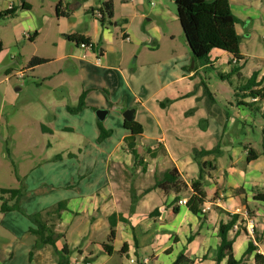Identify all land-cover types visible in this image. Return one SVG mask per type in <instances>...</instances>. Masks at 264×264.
Wrapping results in <instances>:
<instances>
[{
	"label": "crops",
	"instance_id": "obj_1",
	"mask_svg": "<svg viewBox=\"0 0 264 264\" xmlns=\"http://www.w3.org/2000/svg\"><path fill=\"white\" fill-rule=\"evenodd\" d=\"M8 1L14 5L13 0ZM229 1L238 5L234 14L244 21L242 25L246 23L245 20H249L247 24L252 23L258 12L264 13V0ZM138 5L143 8L141 3ZM72 7L73 11L62 16L66 21H62V52L58 59H66L68 63L79 66L74 70L75 73L80 72L82 80L76 101L84 93L85 107L71 113L67 109L69 105L63 100L55 102L59 113L69 119V124L57 123L56 129L64 133L77 132L89 140L91 137V146L96 153L84 169L63 175L66 180L58 185L65 192L59 196L45 195L33 203L26 190L21 207L27 214L42 211L59 200L67 201V210L61 213L55 224L54 230L58 236L54 249L48 244L33 248L36 236L29 231L31 223L20 211L0 212V264H57L59 252L64 246L69 264H123L122 259H112L114 252L119 251L122 245H125L123 257L128 264L130 259H134V264H172L180 252L194 258L199 264H215L219 223L229 220L228 213L238 212L243 217L246 211L254 220L253 234L241 228L238 231L230 229L229 237L233 239L234 258L241 260V264H255L256 251L264 256V202L254 197L264 193V140L260 152L234 140L235 134L229 124L238 122L236 130L242 131L244 106L236 105L234 115H229L227 111L220 113L217 124V118L211 117L212 110L208 114L206 109H199V103L190 101L192 95H189L191 87L195 85V75L203 67L218 68L221 65L224 70L228 68L230 71L228 55L214 50L209 55V63H203L187 51L177 59L171 57L162 63L145 61L144 58L148 59V56L145 57L144 52L138 49L133 66L122 69L125 53L123 50L114 52L108 46L111 33L96 19L81 21L82 11L76 9L77 5ZM77 13L80 14L73 21V15ZM132 22L127 19L115 21L114 25L120 24L121 38L156 48L159 30L136 33L131 28ZM236 30L242 34L237 27ZM65 35L89 39L93 50L81 48L82 57L77 58L72 46L80 47ZM245 35L250 34L245 32ZM147 39L151 44H146L149 43ZM95 51L100 52L98 61ZM141 57L144 58L140 60ZM253 71H258L257 79L264 81V67L256 65ZM165 99L172 102L161 106L160 101ZM261 105L264 108V104ZM123 106L134 109L133 118L142 126L136 144L139 155L136 160L124 145V138L129 132L123 127ZM89 107H95L94 111L97 108L107 110L101 122L110 133L102 140L98 139L97 117L89 112ZM171 113L176 114L177 119H173ZM199 119L207 120L203 122L204 128L198 129L196 123ZM261 128L264 134V124ZM197 135L203 139L201 145L190 141L194 138L199 140ZM217 145L220 153L229 156V161L219 164L214 154L201 158V161H210L213 165V168L207 167L201 187L205 199L201 209L204 206L209 209L194 215L185 204H178L174 199L178 195L179 200L187 201L191 195L190 184L198 176V165L192 159L191 151L194 148L212 149ZM250 149L254 150L256 156L247 161ZM242 153L245 156L243 167L237 164ZM59 154L56 160L62 161L63 153ZM172 166L177 168L186 188L178 193H164L153 187L154 176ZM34 176L38 178L37 174ZM44 179L41 172L40 183ZM74 179L77 188L68 191ZM145 189H148L147 192H144ZM233 189L240 190L234 192ZM132 196L136 197L133 206ZM155 210L159 214L150 215ZM112 213L122 215L126 222H116L113 252L107 254L102 243L109 234L108 217ZM242 223L244 225L245 221L242 220ZM249 240L256 250L245 255ZM220 264H227L226 259Z\"/></svg>",
	"mask_w": 264,
	"mask_h": 264
},
{
	"label": "rangeland",
	"instance_id": "obj_2",
	"mask_svg": "<svg viewBox=\"0 0 264 264\" xmlns=\"http://www.w3.org/2000/svg\"><path fill=\"white\" fill-rule=\"evenodd\" d=\"M25 1L31 6L29 11L17 9L13 16L0 19V39L3 43L0 52V189L18 188L23 184L22 187L28 191V196H31V201L35 203L39 197L59 196L61 192H65L64 188L58 185L66 180L64 176H68L67 174L71 172L76 173L82 170L81 168L84 169L96 153L91 146V137L89 140L88 137L80 136L77 132L64 133L56 129L57 123L69 124V119L59 113L55 102L63 100L68 105L75 106L82 80L80 72L74 71L76 64L68 63L66 59H58L62 52L60 46L63 40L62 21L66 20L62 16H56L55 6L60 2L62 11L71 12L74 10L72 6L77 5L76 9L84 12V14L80 12L81 21L94 19L99 21L96 12L93 16L87 10L92 7L96 11L106 0ZM9 2L11 1L0 0V10L8 4L11 5ZM112 2L113 16L106 17L104 26L105 30L111 33L108 46L114 52L123 50L125 53L122 69L133 66L138 49L144 52L145 57L148 56V59L141 57L140 60L144 58L145 61L162 63H166L171 57L177 59L179 55L190 51L176 16L174 0H112ZM229 2L232 4L230 5L233 12H237L238 5L233 1ZM13 3L19 5L20 2L13 0ZM139 3L143 5L142 9ZM80 13L73 15V21ZM124 19L133 21L131 28L136 33L142 34L143 30L154 33V30L158 29L160 38L156 48L152 49L150 45L146 46L144 43L123 40L120 24L114 25V23ZM245 21L243 25L236 26L242 33L239 49L246 59L241 68L242 76H248L256 65L260 68L264 67V13L258 12L250 24H247L249 20ZM35 31L38 33L37 37L29 41L28 35ZM245 32L250 35H245ZM147 41L149 43L146 44H151L149 39ZM72 47L75 56L81 58L82 49L74 45ZM32 57L44 58L47 62L29 69L27 65ZM223 68L221 65L218 68L206 66L197 71L195 85L191 87L192 91L189 94L192 95L190 101L199 103V109H206L208 114L212 110L211 117L217 118V124L220 113L227 111L229 115H234V107L237 105L234 92L236 77L221 78L220 74L229 72L228 68L226 70ZM19 71H24L25 77L20 78ZM89 108L91 110L89 112L95 115L98 108L95 111V107ZM127 109L131 108L123 106L121 112ZM243 109L245 112L242 131L236 130L238 122L229 124L235 134L234 140L243 145L248 144L255 151L260 152L264 140L261 128L264 118L258 110H251L248 107ZM171 117L177 119L176 114L171 113ZM201 120L207 121L199 119L196 123L198 129L204 128L200 125ZM222 121L224 124L223 116ZM201 124L203 125V122ZM197 138L199 140L194 138L190 141L201 145L202 137L197 135ZM138 141L137 137L136 142ZM59 153H63L62 161L56 160ZM213 156L219 164H226L229 161L226 153ZM237 164L244 166L243 153L237 159ZM41 172L45 177L43 183L39 181ZM35 174L38 178H35ZM75 179L68 187V191L77 188ZM112 259H122L123 264H128V260L118 251L114 252Z\"/></svg>",
	"mask_w": 264,
	"mask_h": 264
},
{
	"label": "trees",
	"instance_id": "obj_3",
	"mask_svg": "<svg viewBox=\"0 0 264 264\" xmlns=\"http://www.w3.org/2000/svg\"><path fill=\"white\" fill-rule=\"evenodd\" d=\"M176 16L181 26L182 32L185 37L186 44L194 57L198 61L203 63H209V55L212 51H221L228 55L231 69L226 74H220L221 78L236 77V86L234 87L235 97L237 105L248 107L251 110H258L264 118V81L258 78V71H253L249 76H242L241 68L244 64V56L240 53L239 43L240 34L237 33L236 25L241 24L242 21L238 16L234 14L231 9L229 0H174ZM60 2L55 6L56 16H66L70 11H62L60 9ZM31 6L25 0H20L19 5H10L6 9L0 10V19H4L8 16H13L17 9L30 10ZM87 12L98 16L101 25H105L106 17L111 18L113 16V2L112 0H106L101 3L98 9H89ZM98 13V14H97ZM37 32L32 33L28 38L29 41H33L37 36ZM70 42H74L77 46L79 42L89 43V39L79 35H65ZM3 49V43L0 39V52ZM233 61H235L233 63ZM46 59L40 57H32L27 67L32 69L35 66L45 64ZM24 72V71H23ZM25 77V76H24ZM249 99V101H244ZM170 99L160 101L161 106H165L170 103ZM85 107L84 93H82L75 106H67V109L71 113H77ZM200 121L201 127H204ZM97 126L99 129L98 139L102 140L107 137L110 131H107L101 120L97 119ZM123 127L129 132L124 138V145L131 153L132 157L136 160L139 159L136 148V139L142 132V126L134 118L130 121L123 120ZM218 145L212 149H197L194 148L191 151L192 159L198 165V176L192 180L190 184L191 195L185 202L188 210L198 215L201 213V207L205 203L204 195L202 192V185L207 167L213 168L210 161H201V158L211 154H219ZM264 153V145H263ZM256 154L254 150H248L247 161L255 158ZM21 184L18 188H1L0 189V212L6 213L8 211L17 210L24 214L31 223L29 231L36 236V241L33 248H37L43 245H50L55 248V241L57 239V233L55 232V224L58 221L61 213L67 210V201L59 200L50 207L43 209L42 211L34 213H25L21 207V202L26 195V190ZM186 183L182 179L177 168L172 166L166 169L160 175L154 176L153 187L159 188L164 193L175 192L178 193L181 189L186 188ZM145 189L144 192H147ZM240 189H233L234 192ZM255 199L264 202V193L254 196ZM179 200L177 195L174 202ZM136 201V197H131V205L133 206ZM131 206V208H133ZM158 215V211H153L150 215ZM229 220L226 222H220L218 226L219 243L216 248L215 264H220L223 259H226L227 264H241V260L234 258L233 252V239L229 237V230L237 222L239 215L237 213H228ZM110 230L109 234L102 248L107 254L113 252V241L115 238L114 227L117 221L126 222V219L122 215L112 213L108 217ZM241 230L246 232V229L242 222H240ZM125 245H122L118 251L121 255L125 253ZM256 250L255 245L251 240L248 242V246L245 250V255ZM56 251V249H55ZM66 246H64L59 252V260L57 264H69L66 254ZM255 264H264V256L256 251L254 253ZM172 264H199L194 258L188 257L184 252H180Z\"/></svg>",
	"mask_w": 264,
	"mask_h": 264
},
{
	"label": "built area",
	"instance_id": "obj_4",
	"mask_svg": "<svg viewBox=\"0 0 264 264\" xmlns=\"http://www.w3.org/2000/svg\"><path fill=\"white\" fill-rule=\"evenodd\" d=\"M98 14V13H97ZM128 40V38H126ZM78 46L82 49H89V50H93V44L92 43H87V42H79ZM96 52V59L97 61L99 60L98 56L100 55L99 51H95ZM235 61H233L234 63ZM18 76L20 78L24 77V74L22 71H20L18 73ZM185 200H178V204H185ZM208 206H204L201 210L202 212L208 210ZM239 215V218L237 220V222L233 225V227L231 228L233 231H238L240 229V222H242V220L245 221L244 227L247 231L248 234L252 235L253 234V229H254V220L250 217V215L248 214V212H244L243 217H240V214L238 212H236ZM130 264H134V259H130Z\"/></svg>",
	"mask_w": 264,
	"mask_h": 264
},
{
	"label": "water",
	"instance_id": "obj_5",
	"mask_svg": "<svg viewBox=\"0 0 264 264\" xmlns=\"http://www.w3.org/2000/svg\"><path fill=\"white\" fill-rule=\"evenodd\" d=\"M107 113L106 109H98L95 112V115L97 117L98 120H103L105 118V115ZM133 115H134V109H127L126 111L123 112V117L125 120L130 121L133 119Z\"/></svg>",
	"mask_w": 264,
	"mask_h": 264
}]
</instances>
